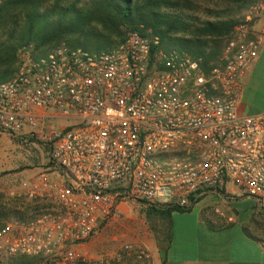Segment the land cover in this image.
I'll use <instances>...</instances> for the list:
<instances>
[{
    "label": "built area",
    "instance_id": "1",
    "mask_svg": "<svg viewBox=\"0 0 264 264\" xmlns=\"http://www.w3.org/2000/svg\"><path fill=\"white\" fill-rule=\"evenodd\" d=\"M236 34L225 59L209 68L185 51L154 48L159 39L138 30L95 52L21 46L15 74L0 82V135L49 146L58 178L42 171L21 185L29 199L59 208L3 223L0 260H85L81 246L126 199L187 209L228 185L264 197V111H239L240 78L264 43V0ZM124 251L151 264L140 244Z\"/></svg>",
    "mask_w": 264,
    "mask_h": 264
},
{
    "label": "trees",
    "instance_id": "2",
    "mask_svg": "<svg viewBox=\"0 0 264 264\" xmlns=\"http://www.w3.org/2000/svg\"><path fill=\"white\" fill-rule=\"evenodd\" d=\"M188 8L181 0H4L0 4V30L5 27L0 33V82L15 74L16 52L23 44L32 43L39 54L62 43L95 52L122 42L126 30L147 35V28L159 39L154 48L185 51L201 58L204 68L222 62L229 50L218 56L215 44L234 21L221 12H214V20H199L184 12ZM171 209L177 207L162 211L167 214Z\"/></svg>",
    "mask_w": 264,
    "mask_h": 264
},
{
    "label": "crops",
    "instance_id": "3",
    "mask_svg": "<svg viewBox=\"0 0 264 264\" xmlns=\"http://www.w3.org/2000/svg\"><path fill=\"white\" fill-rule=\"evenodd\" d=\"M240 82L239 111H264V43ZM166 208L158 209L152 228L148 222L127 220L128 233L134 239L128 244L147 248L151 264H264V197L247 196L228 185L223 190H207L187 209L177 207L165 214L162 210ZM115 216L111 219L114 225L121 222ZM113 224L108 226L112 228ZM90 239L81 249L89 244L87 251L91 254L102 239Z\"/></svg>",
    "mask_w": 264,
    "mask_h": 264
},
{
    "label": "rangeland",
    "instance_id": "4",
    "mask_svg": "<svg viewBox=\"0 0 264 264\" xmlns=\"http://www.w3.org/2000/svg\"><path fill=\"white\" fill-rule=\"evenodd\" d=\"M89 1L79 0V3ZM181 1L189 6L184 12L193 15L199 20H214L216 18L214 12H221L225 18H231L234 21L232 27L215 44V48L219 51V56L224 50H230L232 46H235L237 39L236 26L243 21L247 14L251 13L253 6L261 0ZM2 22V24H5L4 20ZM140 27L142 28V25ZM3 29L0 30V33ZM144 32L149 39L156 37L150 35L148 28ZM19 48L16 52V68L18 66L17 53ZM58 122L69 124L73 121L62 120ZM42 171L47 172L52 180L58 178L59 169L51 167L49 163V146L47 144L37 139L20 141L7 134L0 135V226L7 221L26 220L42 212L59 208L56 202L48 198L29 199L24 193L21 182ZM154 208L152 209L144 202L138 200H122L118 205L115 216V220L121 222L114 225L113 220H111L108 225L113 224L112 228L108 225L107 227L102 226L92 236V238L100 237L102 239L99 248L90 254L87 251L89 247V244H87L86 248L83 249L86 259L73 264H145L144 260L137 258L133 252L124 251L121 253V251L124 244L134 240L133 236L128 233L127 220L134 218L137 222H148L152 228L153 218L159 215L158 209L161 206ZM110 236H113L112 241H110ZM118 253H121L119 257L116 256ZM0 264H39V262L35 259L15 256L2 258Z\"/></svg>",
    "mask_w": 264,
    "mask_h": 264
}]
</instances>
